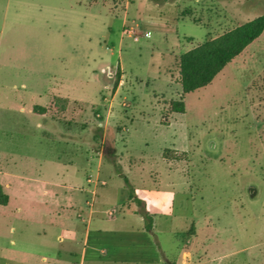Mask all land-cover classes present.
Returning a JSON list of instances; mask_svg holds the SVG:
<instances>
[{
	"label": "rangeland",
	"instance_id": "1",
	"mask_svg": "<svg viewBox=\"0 0 264 264\" xmlns=\"http://www.w3.org/2000/svg\"><path fill=\"white\" fill-rule=\"evenodd\" d=\"M263 14L264 0H0V264H41L68 228L73 153L101 158L113 215L139 186L166 192L154 231L171 261L264 264V33L184 96L185 113L168 104L181 53Z\"/></svg>",
	"mask_w": 264,
	"mask_h": 264
},
{
	"label": "crops",
	"instance_id": "2",
	"mask_svg": "<svg viewBox=\"0 0 264 264\" xmlns=\"http://www.w3.org/2000/svg\"><path fill=\"white\" fill-rule=\"evenodd\" d=\"M150 31L152 35V30ZM121 67L125 76V70L122 65ZM159 75H161V73H159ZM54 77L56 78L57 76ZM164 77H166L168 82L170 81L169 75H165ZM179 85H181V82H179ZM50 90H57V88L52 87ZM50 90H48L49 92L44 91V94H46L45 97H47L46 102H44L43 105L33 104L31 109H33L35 105H41L48 110V107L53 104L55 99L54 93H50ZM64 95H66V98H69V102L66 105H61V108L63 111L67 110L68 115L70 114L69 111L72 109L73 104H77L78 101L71 98V95L67 91H64ZM72 100L74 102L71 104ZM45 114L39 115L44 116ZM83 142L89 143L90 141L84 140ZM57 159L60 161L59 158ZM96 159L98 161L95 168H91V166L95 165ZM86 163L89 165V169H84L81 172L80 170H82ZM100 163L101 158H93L91 154L84 157L83 153H73V157L68 161V164L76 167V171L72 175V178L76 180V184H70V186H68V188L72 190L69 204V207L72 209V214L69 217L70 221L68 228H62L57 231L55 240L56 245L52 247L47 246L44 250H36L35 253L40 256H37L39 257V263L186 264L187 252L182 251L181 262L171 261L165 255L162 243L160 240H157L154 231L157 216L159 214L169 216V214L172 213V206L169 205L170 202H168L165 207H162L156 199V194L167 195L166 192L157 189L155 186L149 187L145 185L135 189L137 197L143 200L142 206H145L146 210L153 217V228L151 230H147L145 217L138 212L139 209L137 207L139 205L135 201L130 204L134 207L125 205L124 202L123 208L118 215L116 214V210L111 208L115 210V215L111 216L107 214L110 209L108 206H105L109 198L108 192L106 191L109 188L108 186L101 185V183L104 181L106 182L107 179L102 177L103 171L101 170ZM80 173L85 174L83 179ZM19 177L23 178L20 175ZM49 184L52 186H59L58 183L57 185L53 182ZM94 190L100 192V194L97 198L93 199L92 193ZM124 190H127V188H124ZM53 193L57 196L56 192ZM125 206H127L126 210ZM43 233L46 234V231H43ZM25 252L29 253L30 251H24V253ZM159 253L162 254V257H157Z\"/></svg>",
	"mask_w": 264,
	"mask_h": 264
},
{
	"label": "trees",
	"instance_id": "3",
	"mask_svg": "<svg viewBox=\"0 0 264 264\" xmlns=\"http://www.w3.org/2000/svg\"><path fill=\"white\" fill-rule=\"evenodd\" d=\"M263 33L264 14L181 53L178 56V65L182 94L180 98L171 99L168 102L170 112L185 113L186 102L184 96L211 84L228 64L232 63ZM33 111L36 114H45L47 108L35 105ZM165 123L168 124L169 122ZM163 157L168 160H184L188 159V152L166 148L163 151ZM131 196L142 207L138 212L144 215L147 230H151L153 228V217L145 206H142V199L138 198L134 192H131ZM8 201L9 195L5 193L0 182V205H7Z\"/></svg>",
	"mask_w": 264,
	"mask_h": 264
},
{
	"label": "built area",
	"instance_id": "4",
	"mask_svg": "<svg viewBox=\"0 0 264 264\" xmlns=\"http://www.w3.org/2000/svg\"><path fill=\"white\" fill-rule=\"evenodd\" d=\"M127 34L131 37H134L135 40H137L139 37L137 35V32L135 31V29L133 27L129 28L128 30H126ZM145 37H151V31L150 30H145L144 33L142 34ZM113 211H109L110 215H113Z\"/></svg>",
	"mask_w": 264,
	"mask_h": 264
},
{
	"label": "water",
	"instance_id": "5",
	"mask_svg": "<svg viewBox=\"0 0 264 264\" xmlns=\"http://www.w3.org/2000/svg\"><path fill=\"white\" fill-rule=\"evenodd\" d=\"M252 195H254L255 193L254 192H251Z\"/></svg>",
	"mask_w": 264,
	"mask_h": 264
}]
</instances>
